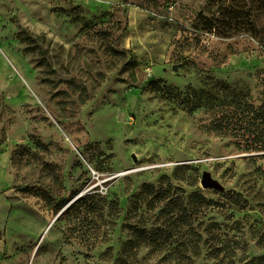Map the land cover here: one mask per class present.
I'll return each mask as SVG.
<instances>
[{"label":"rangeland","instance_id":"rangeland-1","mask_svg":"<svg viewBox=\"0 0 264 264\" xmlns=\"http://www.w3.org/2000/svg\"><path fill=\"white\" fill-rule=\"evenodd\" d=\"M217 81L264 105V0H0V264H264Z\"/></svg>","mask_w":264,"mask_h":264},{"label":"trees","instance_id":"trees-1","mask_svg":"<svg viewBox=\"0 0 264 264\" xmlns=\"http://www.w3.org/2000/svg\"><path fill=\"white\" fill-rule=\"evenodd\" d=\"M212 88L215 90H200L198 95L202 97L207 94L208 97L202 102L210 110L219 113L213 128L224 133L241 132L238 136L248 134L253 148L264 150V105L255 107L247 94L238 93L223 81H217ZM223 93H226V96L221 99ZM119 264H122V260Z\"/></svg>","mask_w":264,"mask_h":264},{"label":"water","instance_id":"water-1","mask_svg":"<svg viewBox=\"0 0 264 264\" xmlns=\"http://www.w3.org/2000/svg\"><path fill=\"white\" fill-rule=\"evenodd\" d=\"M174 69H177V67L175 66ZM201 183L204 188H215L219 190H224V186L218 180L213 178L212 174L208 171H205L203 173Z\"/></svg>","mask_w":264,"mask_h":264}]
</instances>
